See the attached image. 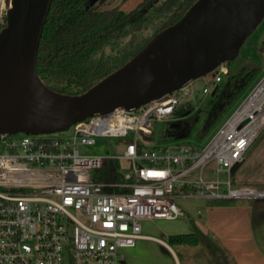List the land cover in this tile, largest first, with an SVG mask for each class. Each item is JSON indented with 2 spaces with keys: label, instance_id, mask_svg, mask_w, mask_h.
I'll list each match as a JSON object with an SVG mask.
<instances>
[{
  "label": "built area",
  "instance_id": "1",
  "mask_svg": "<svg viewBox=\"0 0 264 264\" xmlns=\"http://www.w3.org/2000/svg\"><path fill=\"white\" fill-rule=\"evenodd\" d=\"M227 72L223 62L204 76L201 95L192 81L137 110L96 113L60 133H0V264H128L125 250L144 237V221L189 218L179 196L264 198V188L233 187L230 175L264 126V105L242 115L264 76L204 145L157 141L159 130L167 135L185 116L176 117L180 106L202 108ZM126 137L121 154L85 152L97 138ZM109 157L121 162L120 182L95 178Z\"/></svg>",
  "mask_w": 264,
  "mask_h": 264
},
{
  "label": "water",
  "instance_id": "2",
  "mask_svg": "<svg viewBox=\"0 0 264 264\" xmlns=\"http://www.w3.org/2000/svg\"><path fill=\"white\" fill-rule=\"evenodd\" d=\"M7 2L0 29V133H54L96 113L137 110L235 59L264 19V0H195L124 64L68 94L48 86L36 66L53 0Z\"/></svg>",
  "mask_w": 264,
  "mask_h": 264
},
{
  "label": "trees",
  "instance_id": "3",
  "mask_svg": "<svg viewBox=\"0 0 264 264\" xmlns=\"http://www.w3.org/2000/svg\"><path fill=\"white\" fill-rule=\"evenodd\" d=\"M90 1L53 0L43 28L37 70L48 86L63 93H81L124 64L152 36L176 22L195 0H143L130 11H124L118 5L97 9L90 5ZM149 26L154 28L147 38L132 35ZM130 35L132 38L126 40ZM106 48H112L114 52L106 54ZM261 50L264 52V47ZM226 64L228 72L210 101L202 127L203 135L226 112L235 108L261 78L256 79L258 67L244 62L238 56ZM190 108V102L183 104L176 111V117L187 113ZM202 109L195 112L196 119ZM239 165L240 162L231 168L232 176ZM120 166L119 159L106 158L103 167L95 172V178L106 183L120 182L123 179ZM106 190L118 189L107 187ZM187 190L185 187L184 191ZM207 200L212 206L249 205L252 209L254 236L264 252V245L257 239L254 225L258 215L264 217V198L220 197ZM167 243L171 246L202 245L210 256V264H233V255L220 240L212 232H205L197 225L190 232L170 234Z\"/></svg>",
  "mask_w": 264,
  "mask_h": 264
},
{
  "label": "rangeland",
  "instance_id": "4",
  "mask_svg": "<svg viewBox=\"0 0 264 264\" xmlns=\"http://www.w3.org/2000/svg\"><path fill=\"white\" fill-rule=\"evenodd\" d=\"M142 1L143 0H98L96 3L93 4V6L97 9H106L118 5L124 11H130ZM7 4V0H0V29L6 23L5 17L6 10L8 8ZM153 28V26H149L142 32L140 31L139 33H133L132 35H135V37L139 36L142 38H147L153 33ZM132 35H130V37H127L126 40L131 39ZM262 47H264V19L260 22L256 29L247 37L238 54L239 59L259 68L256 79L259 77L262 78L264 76V52L261 50ZM112 52H114L112 48H106L104 50V53L106 54ZM204 84L205 80L203 77H201L194 81L193 88L198 90L199 94L201 95V89ZM216 89L217 88L214 89V92ZM250 91L251 90H249L247 95L250 94ZM213 94L204 98L202 102L199 99L200 97L195 100L196 103L201 102V107L203 108L200 112V116L198 119H196L195 117V112L188 111L184 117L171 121V123H173L172 125L170 123V126L168 127L169 133H167V135H165L164 133H162V131L159 130L157 134V141L167 142L183 139L184 141H188L193 144L204 145L242 102L241 101L235 108H233L234 110L232 109L231 111L229 110L228 112H226L219 120H217L211 126L207 134L203 135L202 127L205 123V119L207 118L208 109L210 107L209 104ZM60 132L58 131L57 133ZM263 138L264 126L259 131L258 136L255 138L254 142L249 147L247 152L256 143L255 141L260 142V140ZM126 139H129V137L97 138L96 143L90 146L89 148L85 149V152L104 155H118L122 153L125 147ZM214 167V161L208 164L205 170V176L207 178L211 176L210 171L213 170ZM129 168L130 162L128 160H123V170H129ZM220 177L226 179V173H221ZM256 186L257 188H264V183H259ZM233 187H237V185H233ZM161 222L165 223L167 221ZM254 225H256V237L258 240H260V243L264 245V217H259L258 215V218L256 217V222L254 223ZM153 227V225L149 224V226H147V229L151 230L153 229ZM159 237L166 240L163 235H159ZM182 248L180 249L179 246H172V248H170L168 245L162 243L161 241L154 239H143L137 243L136 247L126 249L125 253L127 255L126 257L128 264H210V256L204 246H202L200 249L198 247H187L182 250ZM233 264H238L236 258H233Z\"/></svg>",
  "mask_w": 264,
  "mask_h": 264
},
{
  "label": "crops",
  "instance_id": "5",
  "mask_svg": "<svg viewBox=\"0 0 264 264\" xmlns=\"http://www.w3.org/2000/svg\"><path fill=\"white\" fill-rule=\"evenodd\" d=\"M255 142L240 162L234 175L230 174L235 185L257 187L259 183H264V138L260 142ZM207 199L199 194L194 197L179 196L177 200L187 210L189 218L170 221L146 220L143 222L144 237L140 238L137 243L143 239H154L172 248L166 242L170 234L190 232L194 225H197L205 232H212L237 259L238 264H264V252L254 236L251 207L245 204L212 206L208 204ZM161 221L167 222L162 223ZM149 224L154 226L153 229H147ZM159 235H163L166 240ZM174 246H179L180 249L184 247L182 250L187 247H198L199 249L202 247V245Z\"/></svg>",
  "mask_w": 264,
  "mask_h": 264
},
{
  "label": "bare ground",
  "instance_id": "6",
  "mask_svg": "<svg viewBox=\"0 0 264 264\" xmlns=\"http://www.w3.org/2000/svg\"><path fill=\"white\" fill-rule=\"evenodd\" d=\"M264 105V79L261 83V85L259 86V88H257L249 97V99L247 100V102L245 103V110L242 112V115L246 114V112L248 110H259L262 109ZM262 112L263 114V118H262V122L264 121V111H260V113ZM259 113V114H260ZM254 191L252 190H245L243 193L244 195L246 194H251Z\"/></svg>",
  "mask_w": 264,
  "mask_h": 264
}]
</instances>
